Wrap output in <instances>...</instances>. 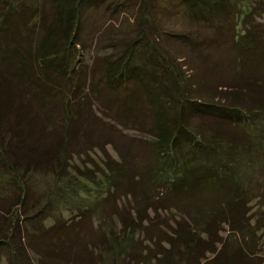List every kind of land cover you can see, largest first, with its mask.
Masks as SVG:
<instances>
[{"label":"trees","instance_id":"trees-1","mask_svg":"<svg viewBox=\"0 0 264 264\" xmlns=\"http://www.w3.org/2000/svg\"><path fill=\"white\" fill-rule=\"evenodd\" d=\"M97 1L0 0V190L13 184L18 190L12 200L0 198V260L100 264L103 246L115 253L124 243L126 264L151 258L156 264H253L243 231L254 188L264 200V185L253 182L261 157L250 156L264 151V26L254 21L257 6L176 0L174 13L186 25L166 29L155 20L154 0H141L132 33L86 63L77 48L83 45L81 17ZM200 31L208 33L206 41ZM163 35L183 52L156 41ZM223 35L228 57L209 60L202 43ZM189 55L199 66L187 71ZM209 69L217 77L223 69L235 76L218 83ZM127 123L133 133L122 132ZM106 145L116 157L103 159L82 184H95L123 236L149 225L146 239L166 242L167 249L160 246L149 256L148 247L129 235L93 228L92 210L65 222L27 225L34 217L24 212L31 174L44 169L66 177L74 155ZM243 161L254 165L249 175L240 170ZM118 198L132 202L133 210L118 207ZM170 210L177 219L166 215ZM169 220L173 231L159 238L154 225ZM222 225L224 240L218 235ZM128 239L130 245L123 242Z\"/></svg>","mask_w":264,"mask_h":264},{"label":"rangeland","instance_id":"rangeland-1","mask_svg":"<svg viewBox=\"0 0 264 264\" xmlns=\"http://www.w3.org/2000/svg\"><path fill=\"white\" fill-rule=\"evenodd\" d=\"M233 3V8L238 9L240 6V1L244 2L248 6L252 4L257 6L256 12H254L253 18L255 22H259L264 26V0H231ZM152 6H156L155 20L160 23L166 29H176L177 27H182L185 24L183 18L178 14H175L174 11L176 8L173 6L176 4V0H154ZM138 6H141V0H99L95 6L91 5L84 9L81 17V40L82 47L77 45V48L80 50L79 57L83 59L86 63L89 60L97 59L96 55L104 51H110L113 46L110 45L111 41L117 43L119 39L125 37L127 34H131L132 29V19L136 16ZM173 10V12H172ZM200 37H203V40L206 41V36L208 33L205 31L199 32ZM112 36V37H110ZM168 36V37H167ZM163 35V40L158 38L156 41L163 42L167 47L173 51L183 52V47L178 44V42L170 35ZM111 38V39H109ZM121 42V41H120ZM109 43V44H108ZM119 43V42H118ZM203 46H199L204 53L207 54L209 60H218L220 58L228 57L227 55V46L228 41L226 35H223L220 39L218 37L214 42H205L202 43ZM186 50V48H185ZM195 51V50H194ZM178 53V52H177ZM187 54L186 52H184ZM184 53H181L184 54ZM190 53V52H189ZM190 61L184 62V70L193 69L192 67H198L199 62L194 59L193 55H189ZM99 65V64H97ZM201 65V64H200ZM202 68V67H200ZM98 72L95 73V76L98 77ZM223 76L217 77L219 72L214 70L208 71V75L212 76L211 78L214 81L224 82L227 80L234 79V72L227 69H223ZM127 123V127L122 128V132L133 133V128ZM104 138V137H103ZM256 150V149H254ZM261 151V150H260ZM115 149H112V146H105L104 151L92 148L87 152V156H73L72 165L68 167V174L66 177L57 178L49 171L44 169L34 171L30 178L28 179L29 183L32 185L30 189V201L27 203L24 212L27 214L34 213L33 222H27V225H50L57 221H67L68 219L80 212V210H92L93 214L89 219V225H93V228H96L98 225H102L105 232L109 235V231L113 230L115 233L121 235L123 238H132L139 245H146L148 248H145L144 251L151 256L158 251H161L163 248L168 247L166 242H158V240H148L146 237L151 233L147 227L149 225H144L140 231L131 229L127 231V234L123 236L122 225L108 215V213L103 209V205L106 204L105 199L99 193V190L94 186L95 184H90L86 180L85 185L82 184V179L85 177L90 178L92 174L91 171H98V166H102L103 159H114L116 157ZM252 160H256L259 156L261 157L257 163L254 165L252 162H242L240 165V170L243 171L246 175H249L250 171L253 169L254 178L253 182L261 183V186L264 185V151L254 152L250 154ZM262 160V162H261ZM261 162V163H260ZM263 167L259 170V167ZM78 173L83 174L82 176ZM84 176V177H83ZM67 181L69 187H64ZM5 178L0 176V183H4ZM0 184V186H1ZM6 187L5 190H0V198L4 197L9 199H14L17 194V188L13 184L12 189ZM256 191L255 195L247 202V211L246 215L249 219V225L244 229V239H248L247 247L244 246V251L247 257H252L253 264H264V225H260L261 219L264 218V200L262 196H258L257 188H254ZM261 193H264V188H259ZM9 199V200H10ZM125 199L118 198L115 201V204L119 206H127L131 208L130 212L133 210L132 202H125ZM105 202V203H104ZM123 204V205H122ZM6 206V205H5ZM20 207V206H19ZM18 207V208H19ZM41 211H38L40 210ZM37 211V212H36ZM20 212H23L20 210ZM176 211H174L175 213ZM172 210L167 211L166 215L170 217L171 214H174ZM176 214V213H175ZM173 218L177 219L178 216L171 215ZM69 220V221H71ZM251 220V221H250ZM174 221H168L169 225H154V228L157 230L159 238H162L161 235H168L171 230V224ZM79 225H82L81 223ZM121 227V229H119ZM79 228V227H78ZM72 233V232H71ZM227 226L222 225L219 229L218 235L221 237V240L227 239ZM153 237V232H152ZM237 240H241V236H235ZM229 238H232L231 236ZM121 239V241H122ZM140 239L142 240L140 243ZM146 239V240H145ZM242 241V240H241ZM125 242L127 245L131 244V240L128 239ZM219 246V245H218ZM119 252L111 253L106 247L101 249V263L100 264H126L130 261L127 258V254L124 252V243L123 248H120ZM209 256L210 254L206 252ZM154 258L150 259V263L145 264H156ZM160 262V261H159ZM0 264H5L4 260H0ZM132 264V263H131Z\"/></svg>","mask_w":264,"mask_h":264}]
</instances>
